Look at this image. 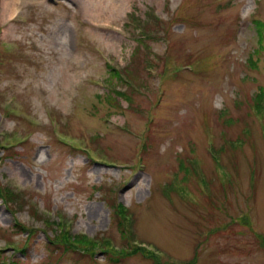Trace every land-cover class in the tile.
Masks as SVG:
<instances>
[{
    "label": "rangeland",
    "instance_id": "374dc122",
    "mask_svg": "<svg viewBox=\"0 0 264 264\" xmlns=\"http://www.w3.org/2000/svg\"><path fill=\"white\" fill-rule=\"evenodd\" d=\"M0 264H264V0H0Z\"/></svg>",
    "mask_w": 264,
    "mask_h": 264
},
{
    "label": "trees",
    "instance_id": "16d2710c",
    "mask_svg": "<svg viewBox=\"0 0 264 264\" xmlns=\"http://www.w3.org/2000/svg\"><path fill=\"white\" fill-rule=\"evenodd\" d=\"M115 72H116V75L117 76H121V74H120V72L119 71H116L115 70ZM118 93H119V95H121V92L120 91H118ZM126 93L124 92V95H125ZM126 96V95H125ZM258 96H260V95H258ZM72 237H73V239L75 240V239H78V240H81L79 237H77V236H75V235H71ZM82 242V241H81Z\"/></svg>",
    "mask_w": 264,
    "mask_h": 264
},
{
    "label": "bare ground",
    "instance_id": "6f19581e",
    "mask_svg": "<svg viewBox=\"0 0 264 264\" xmlns=\"http://www.w3.org/2000/svg\"><path fill=\"white\" fill-rule=\"evenodd\" d=\"M7 8H8V5L7 4H5V10L7 11ZM10 12H12V10L11 11H8L7 13H10ZM12 14V13H11Z\"/></svg>",
    "mask_w": 264,
    "mask_h": 264
}]
</instances>
